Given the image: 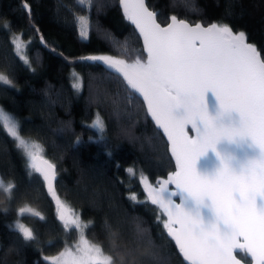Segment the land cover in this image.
<instances>
[{
    "label": "trees",
    "instance_id": "obj_1",
    "mask_svg": "<svg viewBox=\"0 0 264 264\" xmlns=\"http://www.w3.org/2000/svg\"><path fill=\"white\" fill-rule=\"evenodd\" d=\"M22 1L0 0V72L12 80V85L0 82V107L18 122L21 135L39 142L44 157L56 165L58 195L84 223L92 222L84 230L87 240L102 245L106 255L116 257V264L124 254L128 264H186L156 219L160 210L145 202L140 183L141 173L157 185L158 178L175 171L163 133L146 116L142 98L129 100L115 75L79 59L116 55L106 33L119 41L129 37L131 47L143 48L133 25L124 19L119 0H93L84 6L77 0H26L30 18ZM146 3L161 13L162 25L173 14L191 23H228L235 31H245L249 41L264 51V0ZM79 16L89 21L86 39L79 35ZM20 33L25 43L31 40L24 51L28 64L11 42ZM39 33L55 53L42 46ZM78 82L82 83L79 92L73 88ZM96 113L105 124L103 139L89 127ZM25 165L22 150L0 124V177L16 185L11 200L0 190V264H48L45 256L57 255L80 236L78 230L66 231L57 221L56 205L42 176L29 175ZM128 168L134 172L128 173ZM133 194L135 200L130 198ZM26 205L45 217L21 218L35 230L31 242H25L13 227L17 209ZM114 245L121 251H115ZM242 261L250 263V259Z\"/></svg>",
    "mask_w": 264,
    "mask_h": 264
},
{
    "label": "snow or ice",
    "instance_id": "obj_2",
    "mask_svg": "<svg viewBox=\"0 0 264 264\" xmlns=\"http://www.w3.org/2000/svg\"><path fill=\"white\" fill-rule=\"evenodd\" d=\"M92 2L77 0L80 6ZM119 4L143 48L131 47L129 37L119 41L106 33L116 55L79 59L115 75L129 100L142 98L146 116L167 137L176 170L166 179L158 178V188L141 173L145 202L158 207L157 221L187 264H242L249 258L264 264V51L249 41L245 31H235L228 23L205 26L173 14L162 25L161 13L146 0H119ZM22 8L30 15L26 0ZM77 20L79 35L86 39L89 21L85 16ZM3 26L9 27L7 22ZM22 37L20 33L11 42L28 64L24 50L31 40L25 43ZM74 77L82 79L78 74ZM0 82L12 85L3 72ZM73 88L79 92L82 83ZM0 122L22 150L29 175L42 176L56 205L57 221L66 231L76 229L80 234L75 251L65 244L57 255L43 259L48 264H116L114 255H106L102 245L85 238L84 230L92 222L84 223L58 195L56 165L44 157L41 144L22 136L18 122L3 108ZM89 127L103 139L105 124L99 115ZM15 188L13 181L5 183L0 177V190L9 200ZM130 198L135 200V194ZM26 214L45 217L30 205L17 209L13 227L31 242L35 230L20 222ZM113 248L121 251L118 245ZM119 264H128L127 254L120 256Z\"/></svg>",
    "mask_w": 264,
    "mask_h": 264
},
{
    "label": "water",
    "instance_id": "obj_3",
    "mask_svg": "<svg viewBox=\"0 0 264 264\" xmlns=\"http://www.w3.org/2000/svg\"><path fill=\"white\" fill-rule=\"evenodd\" d=\"M25 1H22V4L24 3ZM27 15L29 16V18H30V15L27 13ZM205 26H207V25H205ZM134 27V26H133ZM36 31H37V29H36ZM38 36H39V40H40V43L42 44V46H44L46 49H48L49 51H51V52H53V53H55V51L53 50V49H50L46 44H45V42H41V34L39 33L38 34ZM43 38V37H42ZM43 41H44V39H43ZM141 42H142V40H141ZM142 45H143V42H142ZM77 60H79V59H77ZM77 60H74L73 62H75V61H77ZM151 118V117H150ZM152 120V119H151ZM154 123V122H153ZM155 124V123H154ZM161 130V132L163 133V135H164V137H165V139H166V141H167V137L165 136V134H164V132H163V130L162 129H160ZM192 135H194V133H192ZM167 143H168V141H167ZM168 148H169V144H168ZM170 152V151H169ZM170 155H171V153H170ZM172 157V156H171ZM46 158V157H45ZM47 159V158H46ZM172 159H173V161H174V164H175V170H176V163H175V158L174 157H172ZM174 172V171H173ZM168 175V174H167ZM167 175H166V177L164 178V179H166L167 178ZM154 187H159V184H157V185H154ZM170 187L171 188H174V185H170ZM173 199L174 200H176L177 202H179V200H178V198L177 197H173ZM167 217L165 216V219H166ZM175 243V242H174ZM183 258V257H182ZM250 259V258H249ZM184 260V259H183ZM185 263L187 264V262L185 261ZM242 264H247V263H244L243 261H242ZM249 264H257V261H253V260H251L250 259V263Z\"/></svg>",
    "mask_w": 264,
    "mask_h": 264
},
{
    "label": "rangeland",
    "instance_id": "obj_4",
    "mask_svg": "<svg viewBox=\"0 0 264 264\" xmlns=\"http://www.w3.org/2000/svg\"><path fill=\"white\" fill-rule=\"evenodd\" d=\"M25 51V50H24ZM2 83V82H1ZM1 108V107H0ZM4 111L6 112V113H8V114H10L9 112H7L5 109H4ZM11 116H12V114H10ZM96 115H99L98 113H96ZM13 117V116H12ZM99 117H100V115H99ZM14 118V117H13ZM97 118V116H95L94 117V119L89 123V125H91L92 124V122L95 120ZM101 118V117H100ZM15 119V118H14ZM102 119V118H101ZM103 120V119H102ZM0 124L1 125H3L2 124V122H0ZM96 130V129H95ZM97 131V130H96ZM98 132V131H97ZM190 135H192V133H190ZM26 139H28L29 141H32V139H30V138H27V137H25ZM15 224V223H14ZM13 224V225H14ZM79 242H80V236L77 238V240L75 241V242H73L71 245H69V247H71L72 248V250L73 251H75V245H77V244H79Z\"/></svg>",
    "mask_w": 264,
    "mask_h": 264
}]
</instances>
